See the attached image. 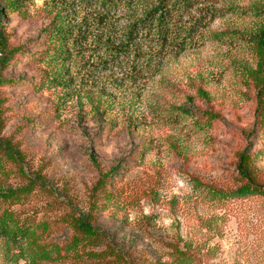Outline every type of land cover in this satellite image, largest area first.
<instances>
[{
  "label": "rangeland",
  "instance_id": "obj_1",
  "mask_svg": "<svg viewBox=\"0 0 264 264\" xmlns=\"http://www.w3.org/2000/svg\"><path fill=\"white\" fill-rule=\"evenodd\" d=\"M166 12V32L133 34ZM0 13L17 51L0 64V188L37 176L10 211L12 230L40 236L0 235V264H110L55 226L94 203L139 264H264V199L232 195L244 147L264 177V132L247 139L264 0H0ZM55 29L73 42L59 48Z\"/></svg>",
  "mask_w": 264,
  "mask_h": 264
},
{
  "label": "trees",
  "instance_id": "obj_2",
  "mask_svg": "<svg viewBox=\"0 0 264 264\" xmlns=\"http://www.w3.org/2000/svg\"><path fill=\"white\" fill-rule=\"evenodd\" d=\"M116 1L118 0H102V5L103 7L105 5H112ZM165 14L167 15L163 18ZM169 19L170 16L167 12L161 13V15L157 16L155 20L150 18V15L147 14L143 22L133 26V34L135 36H142L145 31L147 34L154 27V29H157L156 33L160 35L163 31L166 32V29H168L164 28V23ZM138 26L140 27L139 29ZM185 37L186 36H184V38ZM157 38L163 39L161 43L165 44L164 38L161 36H158ZM253 38L258 55L257 69L254 73L257 84L255 95L256 104L254 109L253 127L249 132L247 139L255 138L259 133L264 132V25L258 30L256 34H254ZM50 41L59 44V48H61V46L66 43L73 42V40L70 39V36H68L64 30L60 29H55V31L52 33V36L50 37ZM182 42H185V39H183ZM0 53V64L2 66L9 65L12 59L17 55L16 49H10L7 47L1 28ZM51 59H53L51 56L47 57V61H51ZM192 110V106H182L178 108L180 113L186 115H190ZM216 117V115H209V118L211 119H215ZM2 145L4 144L0 140V147H2ZM250 151L251 150L248 148V146H246L238 153L235 164V172L239 185L232 191V195L236 198L260 197L264 199V177H262V175L259 174L253 166V157ZM92 159L94 160V158ZM111 171L99 176V179L97 180L94 187L95 191L110 190L109 174H111ZM36 179L37 176H34L28 182V186L22 189L3 190L0 188V235L7 240H13L16 237H29L28 239H30L29 242H31V246L36 245L37 242H39L40 236H38L36 233L28 236L27 231L23 228H17L15 230L11 229V226L13 225V214L10 211V207L12 205L23 203V200L25 202L28 197H30L29 194L32 192V185H34V181ZM95 205V203L92 204L91 209H89L87 213H79L78 216L71 215L67 218L64 217L55 225L64 229H68L72 232V239L69 243V247H72L74 250L77 249L75 251L77 256H81L82 253L88 249L102 248L103 250L101 253L105 254V257L110 264H139L127 250L116 246L111 236L95 225L96 214H94V211H97V208L94 207ZM44 227H46V225ZM44 227L40 226V234H43V231L45 230ZM37 257L45 256H43V254H37ZM150 264L152 263L150 262Z\"/></svg>",
  "mask_w": 264,
  "mask_h": 264
}]
</instances>
